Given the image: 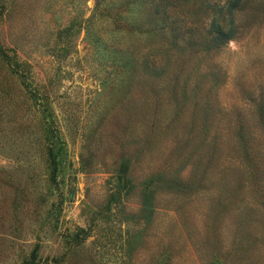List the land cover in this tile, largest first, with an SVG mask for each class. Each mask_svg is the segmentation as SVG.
Segmentation results:
<instances>
[{"label":"rangeland","instance_id":"rangeland-1","mask_svg":"<svg viewBox=\"0 0 264 264\" xmlns=\"http://www.w3.org/2000/svg\"><path fill=\"white\" fill-rule=\"evenodd\" d=\"M133 1L0 0V264H264V0Z\"/></svg>","mask_w":264,"mask_h":264},{"label":"trees","instance_id":"trees-1","mask_svg":"<svg viewBox=\"0 0 264 264\" xmlns=\"http://www.w3.org/2000/svg\"><path fill=\"white\" fill-rule=\"evenodd\" d=\"M240 4L241 0L229 1L227 5L221 7V10L223 12L222 22L218 23L215 18L211 20L210 26L207 29V32L209 34L208 40L211 46H219L224 41L234 37L237 31V24L234 13L238 9ZM122 10L123 17H126L125 13H127L128 17L132 19V24H134V27L136 28L139 27L140 29H143V20L146 23V27L143 29L144 32L151 33V31H155L154 28L163 30L167 27H170V38L173 42L180 32L177 30L173 18H170L166 6L163 5V0H136L126 3L125 8H122ZM142 13H144L143 16L145 17L142 16ZM146 63L147 64H142L145 68H147L148 66V71L151 73V75H155L158 73L157 67L151 59ZM133 67H136L135 64Z\"/></svg>","mask_w":264,"mask_h":264}]
</instances>
